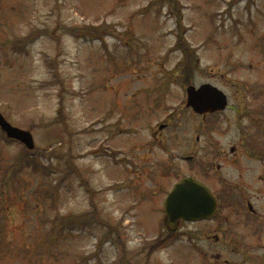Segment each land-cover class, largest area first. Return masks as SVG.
I'll use <instances>...</instances> for the list:
<instances>
[{
  "label": "rangeland",
  "instance_id": "374dc122",
  "mask_svg": "<svg viewBox=\"0 0 264 264\" xmlns=\"http://www.w3.org/2000/svg\"><path fill=\"white\" fill-rule=\"evenodd\" d=\"M202 83L237 108L223 113L226 122L219 115L215 129L204 120L208 130H200L184 110L186 87ZM0 112L35 142L24 150L0 132L8 209L0 211V264L244 262L245 251L212 248L228 244L223 224L170 231L163 222L165 193L185 173L202 178L194 167L166 166L170 156L152 144L155 178L137 179L126 159L159 123L168 124L169 151L181 155L201 144L240 153L264 147V0H0ZM114 149L122 150L117 159ZM21 155L24 170L2 180ZM153 187L163 191L155 196ZM238 201L228 199V212L242 211L233 221L245 227ZM250 252L244 264H264Z\"/></svg>",
  "mask_w": 264,
  "mask_h": 264
},
{
  "label": "flooded vegetation",
  "instance_id": "af4514ba",
  "mask_svg": "<svg viewBox=\"0 0 264 264\" xmlns=\"http://www.w3.org/2000/svg\"><path fill=\"white\" fill-rule=\"evenodd\" d=\"M228 100V97H227ZM231 109L236 111L237 108H232L230 105L226 106L222 111L213 112L212 109L205 111L203 113L194 112L190 107H186L184 110L193 111L192 113L197 116L199 121L198 126H201L204 120L213 121L214 124L211 129H215V124L219 115H222L224 122L226 118L223 117V113ZM246 112V111H245ZM173 114V113H172ZM171 114V115H172ZM171 115H168V119ZM200 117V119H199ZM205 123V122H203ZM160 127L157 131L151 133V140L155 141L154 146L157 147L162 152H165L167 156L179 155L170 152L165 145L168 143V137H163V129L168 128L167 123H160ZM157 127V128H158ZM228 127V122H227ZM201 129H206L204 125L200 127ZM179 138H177L178 140ZM195 144L200 142V133L198 132L194 136ZM213 140L211 137L208 138ZM207 140V141H208ZM206 141V144H207ZM151 142V141H150ZM208 143V144H209ZM204 144H201L199 147H194L193 151L181 156L187 162L188 167H194L203 177L204 180H211L216 186L210 187L211 193L216 200V211L213 216L208 219L209 221H214L216 224H223L226 226V231H228V244H214L211 245L213 249H216L217 246H224L227 249L233 247V252L236 251H245L243 255L244 261H249L252 252L251 250L256 251V255L260 259H264V147L254 149L244 150L243 153H240L238 149L234 146L229 148H210L209 150L203 149ZM135 151L142 155L145 167V172H141V176H146L149 179L154 177V171L150 167V158L149 155L152 154V147L150 143L147 146L137 145L133 147ZM241 151H243L241 149ZM243 156H246V162L241 163ZM222 161L223 163H217V161ZM253 161L257 163L254 164ZM167 162V161H166ZM169 165H172L168 162ZM226 167V169H225ZM229 167V169H228ZM192 170V169H191ZM187 175V174H185ZM187 176H193L188 174ZM206 184L205 181L201 180ZM157 192L153 191V195L156 196ZM230 198H240V203L245 204V220L242 221L245 227H235L237 225L235 221L242 211H233L228 212V199ZM225 206V212H219V204ZM208 221V222H209ZM186 222L180 221L179 225H182ZM242 229L240 232L238 229ZM254 236H256L254 238ZM215 239H218L217 235ZM250 239L255 240L252 242ZM252 242V243H249ZM243 261V260H242ZM229 263V261H228Z\"/></svg>",
  "mask_w": 264,
  "mask_h": 264
},
{
  "label": "water",
  "instance_id": "95a60500",
  "mask_svg": "<svg viewBox=\"0 0 264 264\" xmlns=\"http://www.w3.org/2000/svg\"><path fill=\"white\" fill-rule=\"evenodd\" d=\"M187 105L196 112H202L207 107L215 110L223 108L225 97L215 88L202 85L197 91L193 87L187 88ZM0 130L7 138L15 139L32 149L34 146L29 131L12 126L0 113ZM214 200L206 186L192 178H184L174 186L165 201L167 224L173 226L177 219L196 221L208 218L214 211Z\"/></svg>",
  "mask_w": 264,
  "mask_h": 264
},
{
  "label": "trees",
  "instance_id": "16d2710c",
  "mask_svg": "<svg viewBox=\"0 0 264 264\" xmlns=\"http://www.w3.org/2000/svg\"><path fill=\"white\" fill-rule=\"evenodd\" d=\"M180 21H181V17L178 15L177 16V23H180ZM76 32H78L77 34H74L75 35V37H79V36H77L78 34H80L79 33V30H77V29H74ZM92 33H94V32H92ZM98 34V33H97ZM81 35V34H80ZM98 37H100V36H98ZM25 39L26 40H29V38H28V36L27 37H24V40H23V42L25 41ZM21 40V39H20ZM179 44H181V43H179ZM25 150V149H24ZM24 167H26V163H24V159H23V157H22V155L16 160V161H14V162H12V163H10L8 166H7V168H6V170H4L3 172H2V174H1V176H2V180H4V178H9L12 174H20L23 170H24ZM0 211H3V212H7L8 211V209H7V205H4V202H2L1 200H0ZM63 220V219H62ZM61 225L62 226H67L69 229H71L72 227L71 226H69V225H66V224H64V223H59L58 225H57V227H58V229H60V227H61ZM73 226H75V225H73ZM4 240V239H3ZM2 240V241H3ZM163 240L164 239H162V238H160V239H158L157 241V244L158 243H160V242H162L163 243ZM164 242H166V240H164ZM156 244V245H157ZM155 245V246H156Z\"/></svg>",
  "mask_w": 264,
  "mask_h": 264
}]
</instances>
